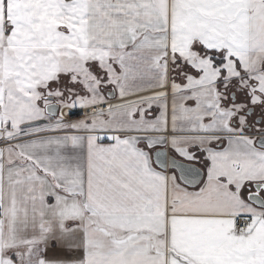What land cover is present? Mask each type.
Here are the masks:
<instances>
[{
  "label": "snow or ice",
  "instance_id": "6c2138e0",
  "mask_svg": "<svg viewBox=\"0 0 264 264\" xmlns=\"http://www.w3.org/2000/svg\"><path fill=\"white\" fill-rule=\"evenodd\" d=\"M0 264H264V0H0Z\"/></svg>",
  "mask_w": 264,
  "mask_h": 264
}]
</instances>
